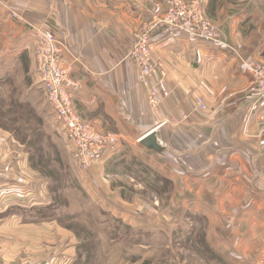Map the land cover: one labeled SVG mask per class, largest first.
<instances>
[{"label":"crops","instance_id":"0c3cea01","mask_svg":"<svg viewBox=\"0 0 264 264\" xmlns=\"http://www.w3.org/2000/svg\"><path fill=\"white\" fill-rule=\"evenodd\" d=\"M193 2L244 59L264 62V21L256 11L229 7L226 0ZM165 11L161 0H0V59L13 61L34 52L32 26L45 25L65 37L81 60L72 72L80 87L72 94L83 119L119 135L121 143H139L154 131L162 153L141 142L140 147L169 164L171 180L184 178V190L193 197L201 193L198 199L208 203L215 200L213 192L226 195L225 221L215 229L221 239L231 233L232 240H244L243 249L247 239H264V103L250 97L253 77L233 52L184 33L165 37L157 27L150 33V45L154 61L162 65L153 79L163 80L162 102L151 109L129 53L137 33ZM196 97L204 100L207 111L196 110ZM110 155L109 149L103 159ZM7 204L0 201V219H18L13 211L22 207ZM208 219L211 227L217 222L216 217Z\"/></svg>","mask_w":264,"mask_h":264},{"label":"rangeland","instance_id":"374dc122","mask_svg":"<svg viewBox=\"0 0 264 264\" xmlns=\"http://www.w3.org/2000/svg\"><path fill=\"white\" fill-rule=\"evenodd\" d=\"M226 1L264 21V0ZM38 68L37 46L0 59V201L22 207L13 213L24 219H0V264H264L263 237L241 249L244 240L221 239L215 229L225 221L226 195L213 192L207 203L186 193L184 178L171 180L169 164L140 142H119L108 159L81 170ZM74 90L76 115L113 133L83 119Z\"/></svg>","mask_w":264,"mask_h":264},{"label":"built area","instance_id":"2783aa9c","mask_svg":"<svg viewBox=\"0 0 264 264\" xmlns=\"http://www.w3.org/2000/svg\"><path fill=\"white\" fill-rule=\"evenodd\" d=\"M161 1L166 6L164 15L156 19L150 28L147 27L137 33L135 44L129 53V57L138 66L140 83L148 91L151 109L157 110L162 102L160 86L163 80L158 83L153 82L162 65L154 61L150 45V33L152 28L157 27L163 28L165 37H170L174 32L184 33L233 52L253 77L248 90L250 97H256L259 102L264 103V62L244 59L232 45L227 43L220 27L208 17L198 3H186L184 0ZM10 15L20 19L13 10L10 11ZM32 28L37 40L38 72L47 94V101L72 145L77 165L81 170L88 171L94 165L103 162L106 151L117 145L120 137L115 133H100L76 115L69 91L77 88L78 84L72 79V68L73 65L80 64L81 60L72 51L65 37L59 36L47 27L32 26ZM195 103L197 111H207V106L201 97H196ZM143 138H140L139 142Z\"/></svg>","mask_w":264,"mask_h":264},{"label":"water","instance_id":"95a60500","mask_svg":"<svg viewBox=\"0 0 264 264\" xmlns=\"http://www.w3.org/2000/svg\"><path fill=\"white\" fill-rule=\"evenodd\" d=\"M141 143L148 149L157 153H162L163 151L162 145L158 142L157 136L155 135L154 131H151L149 134H147L142 139Z\"/></svg>","mask_w":264,"mask_h":264},{"label":"bare ground","instance_id":"6f19581e","mask_svg":"<svg viewBox=\"0 0 264 264\" xmlns=\"http://www.w3.org/2000/svg\"><path fill=\"white\" fill-rule=\"evenodd\" d=\"M147 134H149V133H147ZM147 134H146V135H147ZM146 135H144L143 137H145ZM141 138H142V137H141Z\"/></svg>","mask_w":264,"mask_h":264}]
</instances>
